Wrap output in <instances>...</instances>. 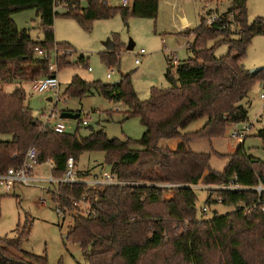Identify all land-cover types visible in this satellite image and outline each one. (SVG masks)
Listing matches in <instances>:
<instances>
[{"label":"trees","instance_id":"16d2710c","mask_svg":"<svg viewBox=\"0 0 264 264\" xmlns=\"http://www.w3.org/2000/svg\"><path fill=\"white\" fill-rule=\"evenodd\" d=\"M248 1L232 0L229 10L211 24L204 18L191 32L194 41L188 42L193 55L175 70L169 63L165 73L169 85L151 87L145 100L135 91L130 75H122L118 84L73 77L65 96L98 92L109 101L128 105L127 116L140 117L146 130L135 141L109 138L104 129L83 136L80 124L72 132L58 133L33 116L25 104L22 86L11 93L5 91V84L13 81H32L51 74L50 63L39 50L50 53L55 47L72 50V46L56 42L53 27L58 13L54 0H0V135L9 136L0 141V173L20 166L27 150L36 146L41 153L38 164L51 161L54 178L65 175L70 157L77 162L85 152L102 151L106 154L105 164L119 180L139 183L103 190L88 189L81 183H59V192L50 191L59 207L78 212L73 213L67 239L81 246L85 264H264V213L259 206L248 212L235 209L239 204L250 207L258 194L251 189L219 188L235 179L244 187H255L260 180L264 183V161L248 155L243 141L228 155L224 171L219 172L211 168L210 154L190 147L195 138L220 137L230 124L249 120L242 102L255 81L264 79V68L252 75L243 59L252 40L264 35V18L249 22ZM67 3L66 16L87 30L94 21L111 18L118 11L124 18L153 19L159 12V0H132L130 7L98 1L86 6L79 0ZM26 9L37 10L42 40H34L29 30L20 29L14 22L13 15ZM210 40L214 41L212 47L207 46ZM114 43V50L102 54L108 65L119 60L120 47ZM222 44L228 45V53L216 56L215 48ZM70 64L67 56L58 59L59 69ZM202 119L207 121L200 130L186 132ZM257 136L264 149V129ZM173 139L179 140L175 149L162 144ZM88 174L86 171L81 176ZM200 182L209 189L207 203L216 202L212 199L215 193L217 201L233 211L198 219L194 187ZM161 183L175 185L171 197L157 187ZM83 196L94 205L95 214L86 216L75 205V199ZM30 234L31 224H18L14 237L0 238V264H48L47 255L22 249Z\"/></svg>","mask_w":264,"mask_h":264},{"label":"rangeland","instance_id":"374dc122","mask_svg":"<svg viewBox=\"0 0 264 264\" xmlns=\"http://www.w3.org/2000/svg\"><path fill=\"white\" fill-rule=\"evenodd\" d=\"M110 3L112 6H119L121 0H111ZM86 4L82 3L83 6ZM231 4L232 0H159L156 19L137 16L124 18L118 11L111 18L94 21L91 30L83 28L74 18L66 16V8H58L53 27L55 39L56 42L69 43L72 46V54L67 56V60L72 64L57 69L60 81L57 94L55 91L35 92L31 81L24 80L5 84L4 89L11 93L22 86L26 91L25 104L32 110L39 123L45 120L52 110L55 113L80 112V120L88 118L89 125L83 126L82 121L78 119H65L63 121L68 127L67 132L76 130L80 124L83 136H88L94 130L104 129L109 138H131L138 141L146 128L139 116L126 115L130 108L124 102L109 101L98 92L87 93L81 97L65 96L64 92L73 77L78 75L89 82L102 81L108 84L120 80L122 75H130L135 91L145 100L150 96L151 87L169 85L165 77L169 63L174 65L175 70L179 63L193 55L188 49V42L194 41L191 32L200 25L202 17L209 22L211 18L226 13ZM257 17L264 18V0H249V22H253ZM12 18L20 29L29 30L34 40L43 39L40 17L36 9H26L14 14ZM108 40L116 41L120 47L119 60L115 65H108L102 59V54L109 51L106 47ZM213 44V40L207 42L208 47ZM141 50L145 52L141 54ZM227 53V44L215 48L216 56ZM81 57L84 59L81 60ZM38 58L41 56L38 55ZM55 59L53 53L51 64H57ZM136 59H140V64L135 63ZM243 64L248 70L264 68V35H258L252 40ZM109 73L112 78H108ZM242 103L248 109L247 122L230 124L220 137L195 138L190 143L193 151L210 154V165L215 171H224L229 162L228 155L233 154L243 141L248 155L264 161L263 143L257 136L259 131L264 129V79L255 81ZM206 121L207 119H202L192 123L186 132L200 130ZM55 122L52 120L53 124ZM246 127H250V130L245 139L232 137L234 131L246 133ZM7 139L9 136L0 135V141ZM162 144H165V140ZM135 147L141 148L138 144ZM105 155L102 151L81 154L77 161V171L110 170L111 166L105 164ZM52 169L51 161L37 164L34 175L42 179L39 182L29 186L17 184L12 191L0 187V238L14 237L18 224H31L30 237L22 247L24 251L47 255L48 264H85L81 246L67 239L74 222L73 213L78 212L68 209L63 210L62 215L58 214L59 205L50 192H59L57 183L45 180L52 177ZM172 191H169L166 197H171ZM194 191L197 195L198 219H211L215 212L225 215L233 211L232 207L219 203L215 193L212 199L216 202L207 203L210 192L205 184L199 183L194 187ZM205 207L207 211L203 212Z\"/></svg>","mask_w":264,"mask_h":264},{"label":"built area","instance_id":"2783aa9c","mask_svg":"<svg viewBox=\"0 0 264 264\" xmlns=\"http://www.w3.org/2000/svg\"><path fill=\"white\" fill-rule=\"evenodd\" d=\"M81 4L83 2H90V1H98L100 3L104 4H111V0H79ZM208 1V0H206ZM132 4V0H121L122 7H130ZM74 8L76 6H73ZM58 8H66L67 11L69 10V5L67 3V0H54V9ZM218 16H215L214 18H211V20L208 22L211 24L214 22ZM145 51L141 50V54H143ZM55 54L56 56V65L51 64L52 60V54ZM39 54L47 60L50 65L49 69L51 71V74L48 76H41L31 81L32 89L35 92L43 93L46 91H55L57 94L59 87H60V81L57 76V69H58V59L60 57L64 56H70L72 54L71 49H60L59 47H55L50 53L44 52L42 50H39ZM136 64H140V59H136ZM91 71L92 69L89 68ZM108 78H112V74H108ZM58 99V97H57ZM264 109V106H263ZM52 120H55L56 122L53 124ZM65 119L60 118V112L55 113L54 110H52L49 114V116H46L45 120H41L42 124L49 125V127L53 128L58 133H63L67 131V125L64 123ZM82 125H89L88 118H85L82 120ZM250 130V127H246V133L240 132V131H234L232 134L233 138H236L238 140H243L246 138L248 132ZM40 150L36 146H31L24 157L23 163L18 167H11L7 171L0 173V187L5 189L6 191H12L17 184L22 185H33L36 182H39L42 179L37 178L34 175L35 167L39 162L40 159ZM77 162L73 157H70L67 161V170L65 175L62 178H54L53 176L49 179H45L48 182L52 183H65L69 185L73 184H85L88 189L93 190H103L107 186H113V185H139L137 182H126L121 181L118 179L117 175L110 170H101L98 172L90 171L89 174L85 177H82L81 174L84 172L77 171ZM174 184L171 183H161L157 184V187L162 188L167 193L174 188ZM219 188H223L225 190H246L251 189L255 191L258 194L257 201L249 206H246L244 204H239L236 206L235 209H243L245 212H248L250 208L252 207H260L261 211L264 213V183L260 180L259 184L255 187H244L241 184L237 182V179L232 181L230 184L226 186H221ZM75 205L79 206L81 208V211L86 216H91L95 214V207L94 205L83 196L82 198L75 199ZM65 211V210H64ZM63 209L61 207L58 208V214H63ZM207 208H203V212H206Z\"/></svg>","mask_w":264,"mask_h":264},{"label":"water","instance_id":"95a60500","mask_svg":"<svg viewBox=\"0 0 264 264\" xmlns=\"http://www.w3.org/2000/svg\"><path fill=\"white\" fill-rule=\"evenodd\" d=\"M202 20H204V17H202ZM106 47L109 51L114 50L115 49V43L112 40H108V42H106ZM132 47H133V45L130 46V48H132ZM262 69H263V67H257V68L251 69L250 73L252 75H255V74L259 73ZM118 83H119V80L114 82V84H118ZM49 100H52V98H49ZM78 117H79V113H75L72 111H61L60 112V118L61 119L77 120ZM47 126H49V125H47Z\"/></svg>","mask_w":264,"mask_h":264},{"label":"crops","instance_id":"0c3cea01","mask_svg":"<svg viewBox=\"0 0 264 264\" xmlns=\"http://www.w3.org/2000/svg\"><path fill=\"white\" fill-rule=\"evenodd\" d=\"M179 141L176 139V140H165V144L168 145L171 149H175L178 145ZM202 183V182H200Z\"/></svg>","mask_w":264,"mask_h":264}]
</instances>
